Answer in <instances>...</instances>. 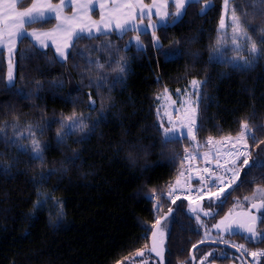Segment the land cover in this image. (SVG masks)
I'll list each match as a JSON object with an SVG mask.
<instances>
[{"label": "trees", "instance_id": "16d2710c", "mask_svg": "<svg viewBox=\"0 0 264 264\" xmlns=\"http://www.w3.org/2000/svg\"><path fill=\"white\" fill-rule=\"evenodd\" d=\"M224 2L200 0L179 19L170 3V21L152 32L161 50L153 47V34L133 29L84 34L67 60L30 37L19 40L11 90L7 51L0 48V264H117L145 245L147 231L171 204L165 193L180 177L186 148L206 150L209 137H234L247 121L257 137L256 145L249 140V160L261 158L264 57L247 69L228 62L249 52L217 44L226 41L219 27ZM207 3L213 7L201 15ZM233 10L264 48L258 38L264 4L230 0V15ZM56 22L25 27L49 29ZM193 79L201 81V130L195 141L162 143L158 94L167 90L177 99ZM73 114L84 127L60 143L61 122ZM34 139L44 149L42 160L33 158ZM245 171L240 180L257 183L241 187L264 186V171L248 177Z\"/></svg>", "mask_w": 264, "mask_h": 264}, {"label": "snow or ice", "instance_id": "6c2138e0", "mask_svg": "<svg viewBox=\"0 0 264 264\" xmlns=\"http://www.w3.org/2000/svg\"><path fill=\"white\" fill-rule=\"evenodd\" d=\"M175 5V12L173 15L177 19L183 17L187 12V7L193 4L200 3V0H173ZM229 0H225V6L227 7ZM259 3L264 4V0H258ZM168 0H164V6L166 7ZM100 10V24L96 21L91 20L90 13L96 11V8ZM139 7L141 9L140 17L143 19L146 14L143 9L145 7L149 8L147 15L151 16V7H157V15H161V20L167 17L169 13L164 11L160 12L159 7L153 3L152 6L144 5L140 0H60L59 3L54 4L52 0H31L29 4L28 0H0V48L7 46L8 52L10 54L7 82L5 87L9 90L15 87V77L13 74V62L12 57L14 55V48L18 40L22 41L29 37L35 38L41 47H47L45 40L42 37H53L55 33L61 34L65 37V43L63 47L57 45L56 51L62 60H67L70 53L66 52L65 49L73 46V40H80L84 38V33L87 32L88 38L92 37L93 27H95L96 32H101L102 34H107L106 30H111L113 22H115L116 29H119L121 33L128 31L127 25L131 19H134V11ZM213 5L211 3L205 4L204 8L201 10V15L207 13ZM69 8L72 11L71 15H65V9ZM22 9V10H21ZM52 19L57 21L56 28L51 32H37L32 31L27 32L26 25L30 26L33 23H48ZM101 24L103 28H101ZM156 27V25H151ZM163 26V24H161ZM219 27L224 30L226 27L231 28L232 36L231 43L234 45L233 50H239L241 48H246L250 54L251 59L243 60L242 63L237 60L228 61L233 66H239L242 69H247L252 62V59L264 57V48H258L256 40L249 35L248 29L244 24L241 23L240 18L236 15L233 10L231 14V23L226 25L224 17L221 18L219 22ZM250 27V26H249ZM134 30V29H133ZM253 32L256 29H252ZM146 34V30H145ZM99 38V37H95ZM153 38L155 43L153 47L158 50L162 49V45L159 43V39L155 37L153 33ZM259 42L264 45V28L259 29ZM243 40L244 43H241ZM138 46L140 45V37H136ZM223 43V39H218L217 44ZM242 59V58H241ZM98 67H103V65H98ZM124 68H120V72H124ZM193 88L197 89L195 93L190 95H196L199 98V87L200 82L196 80L191 81ZM167 91V90H165ZM179 91V90H177ZM94 110V101L91 102ZM165 115H168V123L171 127L163 128V139L162 143H178L181 138L187 139L191 137L193 141L196 140V133L201 130L200 125L203 122L202 114L199 109V104L196 101L189 100L186 102V106L182 115L178 116L175 121H173L172 116L165 111ZM68 123L61 122V128L64 131L58 132L57 137L60 143L74 134L79 128H83V123L75 117V114L71 117H67ZM261 130V129H257ZM264 131V130H262ZM251 140L253 145L257 144V137L254 134V130L250 127L247 121L241 122V128L236 136H228L220 141H214L212 137H209L207 144L213 145L218 143L220 145H228L227 149L221 152L220 148H217L214 154L216 168L212 169L205 167L203 169V174L199 175L198 181L201 187L198 189L197 199H202L207 196L209 200L208 208L211 210L213 202L217 208H222V206L227 202L228 198L231 196L232 191L238 190L244 183H257V178L253 177L251 181L240 180L241 170L246 168L244 172L245 177L252 174L253 169H258L264 171V159L257 157V159L249 160L251 155L249 151L248 141ZM259 143H264L260 141ZM33 148V158L43 159L44 149L41 147L39 141H32ZM206 163H211L207 158L209 153L205 152L202 154ZM191 159H196L195 156L185 149V156L183 161H189ZM223 161V162H221ZM183 163V162H182ZM223 170V174H220L217 170ZM181 178L186 176L185 171L179 173ZM260 179L264 180V177ZM237 181H240L237 183ZM181 185V180H176V186ZM235 186V187H233ZM175 188L169 190L168 195L171 197ZM179 199V197H176ZM245 201L251 204V209H256L257 214H253L251 209L243 211L237 214L236 219H231L232 213L224 217L219 224L215 227L219 230L221 225H223V231L235 235L238 233L245 234V239L251 242L264 243V227L258 228V225L264 226V186H257L251 197L245 196ZM258 201V202H257ZM175 203V199L172 200ZM196 212V209H192ZM211 211H205L204 215H211ZM197 219L199 216L197 215ZM203 242V241H202ZM214 242H223L228 244L229 241L223 240ZM195 247V246H194ZM238 250L243 253H247L254 258L256 264H260L257 258L264 257V251H253L248 253V250L244 245H237ZM151 252H155L157 256L163 258L162 248L158 247L157 234L152 233V246L150 248ZM137 256L143 257L144 251H138ZM207 259V257H205ZM142 264H147V261H142Z\"/></svg>", "mask_w": 264, "mask_h": 264}, {"label": "flooded vegetation", "instance_id": "af4514ba", "mask_svg": "<svg viewBox=\"0 0 264 264\" xmlns=\"http://www.w3.org/2000/svg\"><path fill=\"white\" fill-rule=\"evenodd\" d=\"M252 192L240 187L232 191L222 208H217L213 202L211 210L208 208V198L186 201L181 205L175 203L166 205L162 215L147 231L145 245L117 264H142V261H147V264H256L253 257L247 253L242 254L236 246L244 245L250 253L264 251V243L248 241L243 233L229 234L223 231V225L219 230L215 227L230 212L231 220L238 218V213L251 209V204L245 201L244 197H251ZM192 209L197 211L193 212ZM205 211H211L212 214L205 216ZM251 212L257 214L256 209H251ZM173 213L175 215L171 217ZM166 214L167 217L156 230L157 222ZM260 227L264 226L258 225V228ZM153 232L157 234L158 247L162 248V259L150 251ZM221 238L229 243L214 242L220 241ZM138 251H144V256H137ZM257 259L260 264H264V257Z\"/></svg>", "mask_w": 264, "mask_h": 264}, {"label": "rangeland", "instance_id": "374dc122", "mask_svg": "<svg viewBox=\"0 0 264 264\" xmlns=\"http://www.w3.org/2000/svg\"><path fill=\"white\" fill-rule=\"evenodd\" d=\"M66 11H67V8H66ZM223 17L225 19L226 25H230V23H231L230 8H229L228 15L226 14V16H224V14H223ZM91 20L96 21L97 23H101L100 17L96 18L95 16H93V17H91ZM113 24H115V22H113ZM156 27H158V26H156ZM102 28H103V26H102ZM155 28L149 27V29L146 30V31L150 32V34L152 35L153 34L152 32H153V30ZM117 30H118V32H121L119 29H117ZM106 31L108 32L109 30H106ZM223 31L226 32V33H224L226 41L222 43L221 49L234 48V45L231 43V36H232L231 28L230 27H226ZM140 32H142V31H140ZM98 34H100V33H98ZM18 42H19V40L17 41L14 49L17 48ZM47 43H49V42H47ZM134 43L137 44L136 37L134 38ZM241 43H244L243 40L241 41ZM140 45H141V41H140ZM137 46H138V44H137ZM248 54L247 53L246 54H241L240 52H237V53L232 55V58H233V60H237V61H240L242 63L243 60L249 59L248 58ZM9 58H10V54H9ZM12 62L15 63V55H13V57H12ZM193 80L199 81L200 82V87H201V81L200 80H198V79H193ZM200 87L198 89L199 94H200V90H201ZM196 91H197V89L193 88V86L191 85V82H190V84L187 87L186 91L178 93V98L177 99L174 98L167 91H161L158 94L157 109H158V113H159L161 124L164 127H171V125L168 123L169 117H168V115H165V111H167V113L172 116L173 121H175L177 119V117L182 115V113L184 112V109H185L187 101L192 100V101H196L198 103V99L199 98H197L196 95H190L192 93H195ZM214 141H219V140H214ZM248 144H249V141H248ZM227 147H228V145H220L218 143H214V145H211V147L206 149V150H212V152L209 153V157L207 159L215 163L214 154H215L216 149L220 148L221 152H223V151H225L227 149ZM194 151H196L195 146H194V150L192 152L194 153ZM249 151H250V149H249ZM261 152H263V155L261 156V159H263L264 158V148H263V151H261ZM221 162H223V161H221ZM242 170H241V172H242Z\"/></svg>", "mask_w": 264, "mask_h": 264}, {"label": "crops", "instance_id": "0c3cea01", "mask_svg": "<svg viewBox=\"0 0 264 264\" xmlns=\"http://www.w3.org/2000/svg\"><path fill=\"white\" fill-rule=\"evenodd\" d=\"M59 2H60V0L57 1V2H54V1L52 0V3H54V4H57V3H59ZM140 2H141L142 4H144V5H147V6H152L153 3L155 2V4L159 7V10H160L161 13H163L164 11H167V12L169 13V15H168L167 17H164V19H163V21H162V20H161V15H157V14H156V12H157V7H151V13H152L151 16L147 15V13H148V11H149V8H148V7H145V8L143 9V11H144L146 14L144 15L143 19H141V17H140L141 9H140L139 7H137V8L135 9V11H134V16H135V18H134V19H131V20L129 21V24L127 25V27H128L129 29H134V30H137V31H139V32H140V31L143 32V31H145V30H148L149 27L154 28V27H152L151 25H156V26H158V25H160V24L167 23V22L170 20V9H169V5H170V3H173V5H174L173 0H168V3H167V6H166V7L164 6V0H153L151 3H146L145 0H140ZM229 8H230V0H229V2H228L227 7L225 6V3H224V16H226V14L228 15V13H229ZM21 10H22V9H21ZM174 10H175V5H174ZM174 12H175V11H174ZM71 14H72L71 9L67 8V11H66V9H65V15H71ZM90 16H91V17L95 16L96 18H97V17H100V10H99L98 6H97V8H96V11L90 13ZM96 23H97V22H96ZM56 24H57V22H56ZM56 24H55L53 27L49 28V29H31V30H28V29H27V32L31 33V32L34 31V30L37 31V32H41V33H43V32H51V31H53V30L56 28ZM97 24H100V23H97ZM102 26H103V25L101 24V28H102ZM131 27H132V28H131ZM112 30H116V31H118V30L116 29V27H115V24H112V28H111V30H109V31H112ZM109 31H108V32H109ZM98 33H101V32H96L95 27H93L92 35H95V34H98ZM84 34L88 35L87 32H85ZM30 38H31V39H32V40H33V41H34L39 47H41V45L39 44V42H38L35 38H33V37H30ZM42 39L45 40V44L47 45V47L51 46V47L54 49V51H55L57 57H58L60 60H62V58L59 56V53L56 51V48H57V45H60L61 47H63V45H64V43H65V37H63V36H62L61 34H59V33H55V34L53 35V37H51V38H49V37H42ZM73 41H74V40H73ZM47 42H49V43H47ZM3 48H5L6 51H7V58H8V65H9V52H8L7 46H4ZM41 48H46V47H41ZM69 49H70V47L67 48V49H65V51H66V52H69ZM15 51H16V49H14V55H15ZM13 74H14V77H15V74H16V65H15V63H13Z\"/></svg>", "mask_w": 264, "mask_h": 264}, {"label": "built area", "instance_id": "2783aa9c", "mask_svg": "<svg viewBox=\"0 0 264 264\" xmlns=\"http://www.w3.org/2000/svg\"><path fill=\"white\" fill-rule=\"evenodd\" d=\"M204 152L199 151L196 149V151L192 154L196 157V159H191L186 162L185 167L183 168V171H185L186 176L182 178V183L180 186H175V191L173 192V195L169 197L167 191L165 193V199L167 201L172 202L173 199L175 201L180 199H196L198 196V189L201 187L198 177L199 175L203 174V169L205 167H209L212 169L216 168V164L211 161V163H206L205 159L203 158ZM220 174H223V170H217ZM172 188V189H173ZM171 190V189H170ZM151 199H157L156 193L150 194ZM176 197H179V199H176ZM206 197V196H205Z\"/></svg>", "mask_w": 264, "mask_h": 264}, {"label": "water", "instance_id": "95a60500", "mask_svg": "<svg viewBox=\"0 0 264 264\" xmlns=\"http://www.w3.org/2000/svg\"><path fill=\"white\" fill-rule=\"evenodd\" d=\"M167 217V214L166 215H163L160 219H159V221L157 222V225H156V230H157V228L159 227V225L161 224V222L165 219Z\"/></svg>", "mask_w": 264, "mask_h": 264}]
</instances>
